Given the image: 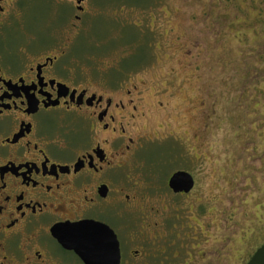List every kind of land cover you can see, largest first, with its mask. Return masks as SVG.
<instances>
[{
  "label": "rangeland",
  "instance_id": "1",
  "mask_svg": "<svg viewBox=\"0 0 264 264\" xmlns=\"http://www.w3.org/2000/svg\"><path fill=\"white\" fill-rule=\"evenodd\" d=\"M58 1L24 13L40 46L72 36L58 26L75 3ZM224 1L89 0L62 57L137 104L131 199L110 217L126 222V264H247L264 244V0ZM179 170L195 178L187 194L168 185Z\"/></svg>",
  "mask_w": 264,
  "mask_h": 264
},
{
  "label": "flooded vegetation",
  "instance_id": "2",
  "mask_svg": "<svg viewBox=\"0 0 264 264\" xmlns=\"http://www.w3.org/2000/svg\"><path fill=\"white\" fill-rule=\"evenodd\" d=\"M71 1L75 21L58 27L72 36L40 46L24 31L32 0H0V264H86L66 228L87 221L116 235L126 264V222L110 217H124L131 199L123 168L137 104L132 89L118 98L109 77L95 85L73 55L62 59L89 0Z\"/></svg>",
  "mask_w": 264,
  "mask_h": 264
},
{
  "label": "water",
  "instance_id": "3",
  "mask_svg": "<svg viewBox=\"0 0 264 264\" xmlns=\"http://www.w3.org/2000/svg\"><path fill=\"white\" fill-rule=\"evenodd\" d=\"M168 184L175 193H188L195 186V178L190 172L179 170L172 174ZM100 224L87 221L67 227L66 230L71 232L72 246L86 264H119L120 249L117 237L107 227L101 228ZM62 228L61 236L64 238L62 230H66ZM104 228L107 231H103ZM247 264H264V244L253 253Z\"/></svg>",
  "mask_w": 264,
  "mask_h": 264
},
{
  "label": "trees",
  "instance_id": "4",
  "mask_svg": "<svg viewBox=\"0 0 264 264\" xmlns=\"http://www.w3.org/2000/svg\"><path fill=\"white\" fill-rule=\"evenodd\" d=\"M227 1V0H226ZM230 1H232V0H230ZM223 2H225L224 0H223ZM222 16V17H221ZM218 19L219 20H224V21H229L228 19H226V17H224V15H220V16H218ZM264 55V54H263ZM258 69H260V68H258Z\"/></svg>",
  "mask_w": 264,
  "mask_h": 264
}]
</instances>
